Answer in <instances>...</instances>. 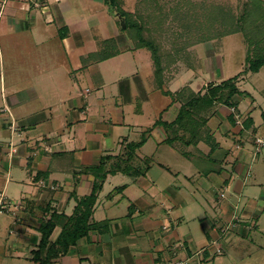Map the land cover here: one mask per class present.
<instances>
[{
    "label": "crops",
    "instance_id": "0c3cea01",
    "mask_svg": "<svg viewBox=\"0 0 264 264\" xmlns=\"http://www.w3.org/2000/svg\"><path fill=\"white\" fill-rule=\"evenodd\" d=\"M124 4L119 0L131 14ZM122 22L107 0H0V195L8 203L0 233L6 222L15 238L3 248L12 256L38 264L30 257L41 222L61 215L50 235L57 240L78 201L91 194L96 167L109 171L148 128L138 120L151 100L139 69L146 53ZM215 72L207 71L213 83L226 79ZM242 96L232 97L233 121L230 110L209 109L212 150L204 139L164 143V128L155 126L135 151L134 162L151 159L145 174L107 172L90 217L98 226L52 264H264V111L256 115L255 97L243 111ZM169 104L170 97L155 110L167 122L179 107ZM160 128L164 135L155 138ZM153 137L179 151L192 172L143 154Z\"/></svg>",
    "mask_w": 264,
    "mask_h": 264
},
{
    "label": "rangeland",
    "instance_id": "374dc122",
    "mask_svg": "<svg viewBox=\"0 0 264 264\" xmlns=\"http://www.w3.org/2000/svg\"><path fill=\"white\" fill-rule=\"evenodd\" d=\"M261 1L263 2L262 7L258 11L256 10L259 12L257 15L264 14V0ZM109 2L107 5H110ZM124 2V8L131 13L128 20L132 23L127 29H124L126 36L135 46L140 44L141 38L157 44V57L160 59L163 71L159 88L151 51L144 48L146 54L145 57L143 54L140 55L142 58L139 59L142 60L139 62V69L142 71L147 89L150 88L151 100L138 120L148 127H152L159 116L155 110L164 102H169V97L161 94L163 90L175 93L189 82L193 87L204 89L206 84L213 83L207 73L209 69L215 68L214 75L216 76L221 74L226 79L231 78L244 70L246 54L251 58L258 55L256 41L252 39L245 43L241 32L225 36L217 35V31L221 33L226 31L227 27H231L225 25L226 14H231L234 19H238L246 8L253 7L251 0H124ZM84 4L86 5V2ZM94 5L97 4L89 5L87 8L93 9ZM86 9L85 14L86 12L90 13ZM251 21L252 17L247 21L248 29L255 28V26L252 27ZM119 26L121 28V25ZM108 44L112 46L113 41H109ZM235 85L239 90L249 93L248 96H250L241 97V109L244 111V108H247L251 102V98L255 97L257 101L254 106L258 109L256 115L261 116L259 113L264 111V96L260 95L261 89H263L261 92H264V66L256 73L242 74ZM259 103L260 108H258ZM219 105H213L210 109L216 111V108L219 107L218 111L226 116L232 111V108ZM132 114L133 112H131V116H133ZM247 121L244 120V122ZM152 132L153 134L157 133L155 138L158 133L164 135L162 128L159 132L155 129ZM138 137L136 134L133 139L137 140ZM141 152L168 164L174 171L192 172L191 163L179 151L171 145H156L154 137L145 144ZM262 152H264V148ZM156 166L157 164H154L153 167ZM0 218L5 220L6 217L1 214ZM2 221L0 220L1 223ZM5 226L1 227L0 233V264H35L25 260L22 256L16 257V254L12 256L3 248L4 245L13 243L15 238L8 235ZM234 260L235 258H232V261L225 262L226 264H235Z\"/></svg>",
    "mask_w": 264,
    "mask_h": 264
},
{
    "label": "trees",
    "instance_id": "16d2710c",
    "mask_svg": "<svg viewBox=\"0 0 264 264\" xmlns=\"http://www.w3.org/2000/svg\"><path fill=\"white\" fill-rule=\"evenodd\" d=\"M108 2L111 7L112 5L113 7H118V12L120 16H122L125 24L124 29H127V27L132 24L131 21L128 20L130 16L129 13H125L119 8V0H107V3ZM251 2L253 7L246 8L238 19H234L231 14L227 13L225 16V25L231 27H227V30L221 33L217 31V35L225 36L241 32L245 43H248V41L252 39L256 41V51L258 55L251 58L246 54L245 68L241 73L234 77L224 79L220 83L206 84L203 91L194 92L188 86L182 87L175 93L163 90L162 93L171 98L169 105L175 102L179 103L174 120L167 122L162 120L161 117H158L152 127H148L140 133L138 140L130 141L123 147L121 155L119 154L115 157L117 159L116 162L110 164L109 171H104V163L96 167L95 170H98L100 175L96 176L97 180L94 183L91 194L78 201L73 215L67 218V222L63 226L62 232L57 240L51 241L50 235L54 226L60 220L61 215L52 212L49 219L41 222L39 227L41 238L37 245V249L31 253V261L37 262L38 264H52L61 254L67 251L70 245L75 244L76 241L85 236L90 229L98 226L96 223L90 221V217L93 212V204L101 189L104 176L107 172L115 171H120L129 176L144 175L149 167L151 159L148 157L144 158L142 160L143 165L141 163H136L134 162L136 157L135 151L146 142L147 138L150 136L151 130L155 126L160 125L164 128L166 133L165 138L162 140L164 143L172 144L174 141L179 140L183 144H196L199 140L204 139L211 145V150L214 149L216 142L206 128V112H209V109L213 107V105L222 104L232 108L229 118L233 121L234 115L237 112L238 103L234 101L232 97L236 94H249L246 93V91L239 90L235 82L238 81L242 74L248 72L256 73L264 66V14L257 15L259 12H256V10L258 11V9L262 7L261 4L263 2L261 0H251ZM251 17L252 27L255 26V28L248 29L247 25L249 23H247V21ZM156 46L157 44L145 40L144 38H141L140 44L137 45L139 48H147L151 51L155 65V76L160 88L163 71L161 70L160 59L157 57L158 51ZM246 120L248 121L245 122V125L249 126L250 119ZM120 188H123V186Z\"/></svg>",
    "mask_w": 264,
    "mask_h": 264
},
{
    "label": "built area",
    "instance_id": "2783aa9c",
    "mask_svg": "<svg viewBox=\"0 0 264 264\" xmlns=\"http://www.w3.org/2000/svg\"><path fill=\"white\" fill-rule=\"evenodd\" d=\"M29 1V0H28ZM38 3V1H34L33 5H38L36 4ZM260 141V140H259ZM8 208V203H6L3 198L2 195H0V213L3 212L4 210H6ZM221 248L217 247L215 253H221ZM167 264H182V262H178V263H174V262H168Z\"/></svg>",
    "mask_w": 264,
    "mask_h": 264
},
{
    "label": "water",
    "instance_id": "95a60500",
    "mask_svg": "<svg viewBox=\"0 0 264 264\" xmlns=\"http://www.w3.org/2000/svg\"><path fill=\"white\" fill-rule=\"evenodd\" d=\"M122 26H124V23L122 22Z\"/></svg>",
    "mask_w": 264,
    "mask_h": 264
}]
</instances>
